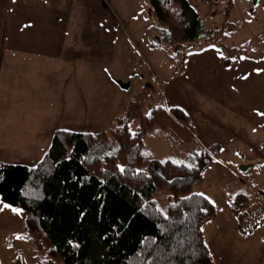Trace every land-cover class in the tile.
Masks as SVG:
<instances>
[{
	"label": "rangeland",
	"instance_id": "374dc122",
	"mask_svg": "<svg viewBox=\"0 0 264 264\" xmlns=\"http://www.w3.org/2000/svg\"><path fill=\"white\" fill-rule=\"evenodd\" d=\"M63 1L55 17H78L81 31L76 28L75 36H87V20L97 22L98 36L92 34L96 40L88 44L97 43V57L82 60L79 69L53 68L46 77L42 102L31 98L38 117L32 127L38 130L33 131L36 153L47 135L46 142L51 143L58 129L110 133L136 94L154 85V99L144 107L145 114L156 103L181 108L194 125V146H220L205 169L204 181L195 188L216 207L215 216L204 225L214 264H264V115H260L264 113V0H189L207 29L220 27L223 32L211 40L180 46L160 38L149 0ZM226 21L230 24L224 27ZM246 43L248 52L239 57L224 48ZM27 95L32 97L29 91ZM137 127L134 122L132 130ZM13 136L18 134H4V138ZM6 142L0 140V159L9 151L2 146ZM146 144L155 158L175 161L185 160L193 149L171 132L157 129L147 136ZM241 193L249 196V204L234 212L231 204ZM6 205L11 204L0 198V264H50L28 237L23 212ZM249 218H258V224L243 233L240 221Z\"/></svg>",
	"mask_w": 264,
	"mask_h": 264
},
{
	"label": "trees",
	"instance_id": "16d2710c",
	"mask_svg": "<svg viewBox=\"0 0 264 264\" xmlns=\"http://www.w3.org/2000/svg\"><path fill=\"white\" fill-rule=\"evenodd\" d=\"M149 1L167 44L223 32L207 29L189 0ZM249 46L224 48L239 57ZM155 91L150 84L138 92L110 133L58 129L36 164L0 160V198L23 209L26 233L50 264H214L204 225L216 207L195 188L220 146H194V125L181 108L156 103L145 114ZM154 129L192 147L186 159L155 158L146 144ZM248 204L241 193L231 208Z\"/></svg>",
	"mask_w": 264,
	"mask_h": 264
},
{
	"label": "crops",
	"instance_id": "0c3cea01",
	"mask_svg": "<svg viewBox=\"0 0 264 264\" xmlns=\"http://www.w3.org/2000/svg\"><path fill=\"white\" fill-rule=\"evenodd\" d=\"M62 4V0H0V140H7L2 146L9 148L2 161L18 157L19 160L9 161L34 165L41 160L51 144L46 142L50 135L36 153L38 143L33 131L38 130L32 127L38 117L32 110V101L42 102L50 70L79 69L82 60L97 57V43L88 45L96 40L91 36L97 35V22L87 20L90 22V26L85 23L87 36H75L76 28L81 31L78 17L73 14L55 17ZM103 46H107L106 41ZM6 131L18 136L4 138Z\"/></svg>",
	"mask_w": 264,
	"mask_h": 264
},
{
	"label": "built area",
	"instance_id": "2783aa9c",
	"mask_svg": "<svg viewBox=\"0 0 264 264\" xmlns=\"http://www.w3.org/2000/svg\"><path fill=\"white\" fill-rule=\"evenodd\" d=\"M258 218L254 219H242L240 221V231L245 233L251 231L258 224Z\"/></svg>",
	"mask_w": 264,
	"mask_h": 264
},
{
	"label": "snow or ice",
	"instance_id": "6c2138e0",
	"mask_svg": "<svg viewBox=\"0 0 264 264\" xmlns=\"http://www.w3.org/2000/svg\"><path fill=\"white\" fill-rule=\"evenodd\" d=\"M260 115H264V113H260ZM237 155H239V153H237ZM120 167V171L121 172H123L124 171V167L121 165V166H119ZM188 167H194V165H192V164H189L188 165ZM200 195H204L203 193H200ZM6 207H9V208H12V210L14 211V212H17V213H21L22 211H23V209H21V208H15V207H13L12 205H6ZM207 209H204V211H206ZM165 218H167V216L165 217ZM70 243H72L71 241H70ZM73 246L74 247H78L79 245L78 244H73Z\"/></svg>",
	"mask_w": 264,
	"mask_h": 264
},
{
	"label": "water",
	"instance_id": "95a60500",
	"mask_svg": "<svg viewBox=\"0 0 264 264\" xmlns=\"http://www.w3.org/2000/svg\"><path fill=\"white\" fill-rule=\"evenodd\" d=\"M121 84V83H120ZM123 85V84H122ZM124 86V85H123Z\"/></svg>",
	"mask_w": 264,
	"mask_h": 264
}]
</instances>
